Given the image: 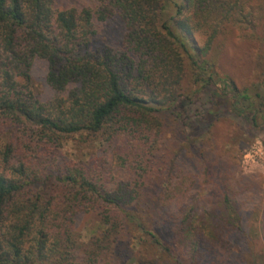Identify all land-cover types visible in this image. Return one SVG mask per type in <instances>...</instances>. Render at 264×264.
I'll return each mask as SVG.
<instances>
[{"label": "trees", "instance_id": "trees-1", "mask_svg": "<svg viewBox=\"0 0 264 264\" xmlns=\"http://www.w3.org/2000/svg\"><path fill=\"white\" fill-rule=\"evenodd\" d=\"M91 1L97 9L58 8L56 0H0V124H31L48 136L87 134L115 147L122 144L114 151L115 162L144 178L164 131L163 113L181 117L205 97L204 121L228 111L258 123L261 110L255 99L264 95L241 90L218 72L208 55L223 21L235 7L243 10L240 0H182L165 19L162 0ZM115 14L126 30L121 51L94 47L95 18L106 21ZM249 16L253 23L254 15ZM235 21L246 22L240 17ZM200 32L209 34L204 45L197 39ZM36 58L47 61V82L59 93L47 103L29 89ZM188 70L197 86L192 94L182 87ZM260 85L264 87V67ZM5 147L0 264H76L77 212L98 203L104 207L103 226L109 235L143 232L185 264H202L223 252L228 242L222 233L236 227L234 220L219 214L211 215L206 225L194 210L176 224L172 244H163L150 221L129 207L136 198L129 185L115 178V185H109L112 172L104 158L100 164L91 158L70 161L49 175L43 160L34 163L41 143ZM14 155L18 162L9 165ZM53 176L57 183H50ZM225 205L231 207L229 200Z\"/></svg>", "mask_w": 264, "mask_h": 264}, {"label": "rangeland", "instance_id": "rangeland-1", "mask_svg": "<svg viewBox=\"0 0 264 264\" xmlns=\"http://www.w3.org/2000/svg\"><path fill=\"white\" fill-rule=\"evenodd\" d=\"M162 1L163 19L176 13L175 2H182ZM56 4L58 8L97 9L91 0H56ZM239 5L243 10L235 7L230 19L219 27L209 59L220 74L229 76L241 90L249 88L252 95L257 92L264 95V87L260 85L264 67V0H240ZM249 15H254L253 23ZM237 17L246 22H236ZM94 22L97 37L93 46L121 51L126 31L121 17L115 14L106 21L95 18ZM208 36L205 32L197 34L200 45H204ZM47 70V61L36 58L29 84V89L44 103L59 96L47 82ZM182 87L186 94L197 89L190 70ZM205 101V97L196 99L181 117L169 112L162 114L164 131L153 146L149 170L139 171L144 178L143 174L127 173L115 162L114 151L122 144L115 147L87 134L48 136L36 125L18 128L2 120L0 173L7 170L3 151L8 143H41L40 157L34 163L43 160L49 175L63 170L70 161L91 158L100 164L104 158L112 172L107 175L109 185H115L114 178L129 185L130 192L136 195L129 207L150 221L151 231L163 244H172L176 224L194 210L196 215H202L205 224L211 223L213 214L226 215L236 225L221 235L228 247L210 255L202 264H264V166L252 164L246 158L252 146L264 145V99H255V108L261 110L256 124L228 111L224 117L204 121ZM18 159L14 155L9 165H16ZM51 182L57 183L54 176ZM163 194H168L164 200ZM228 200L231 207L225 208ZM104 212L101 203L78 210L76 264H185L184 260L164 252L154 238L143 232L125 230L117 238L109 235L103 226Z\"/></svg>", "mask_w": 264, "mask_h": 264}, {"label": "built area", "instance_id": "built-area-1", "mask_svg": "<svg viewBox=\"0 0 264 264\" xmlns=\"http://www.w3.org/2000/svg\"><path fill=\"white\" fill-rule=\"evenodd\" d=\"M246 158L252 164L264 166V145H254L246 153Z\"/></svg>", "mask_w": 264, "mask_h": 264}]
</instances>
